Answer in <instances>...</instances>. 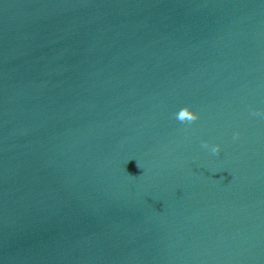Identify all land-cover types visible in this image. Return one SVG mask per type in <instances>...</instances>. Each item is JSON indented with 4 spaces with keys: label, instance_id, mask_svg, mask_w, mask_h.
I'll use <instances>...</instances> for the list:
<instances>
[{
    "label": "water",
    "instance_id": "1",
    "mask_svg": "<svg viewBox=\"0 0 264 264\" xmlns=\"http://www.w3.org/2000/svg\"><path fill=\"white\" fill-rule=\"evenodd\" d=\"M245 0H0V264H141Z\"/></svg>",
    "mask_w": 264,
    "mask_h": 264
},
{
    "label": "clouds",
    "instance_id": "2",
    "mask_svg": "<svg viewBox=\"0 0 264 264\" xmlns=\"http://www.w3.org/2000/svg\"><path fill=\"white\" fill-rule=\"evenodd\" d=\"M253 115L261 116L264 115L262 112H254ZM175 118L185 124H192L195 123L200 119L199 115L192 111L189 107H184L181 110H179L177 113H175ZM237 138H239V134H237ZM205 148H209L213 154H219L221 152V147L219 145H211L210 143H205L203 145Z\"/></svg>",
    "mask_w": 264,
    "mask_h": 264
}]
</instances>
